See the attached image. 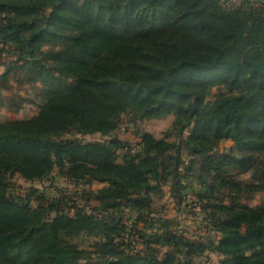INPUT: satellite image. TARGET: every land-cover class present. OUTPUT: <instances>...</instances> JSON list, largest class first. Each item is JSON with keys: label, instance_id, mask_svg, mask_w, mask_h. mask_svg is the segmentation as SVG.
<instances>
[{"label": "trees", "instance_id": "trees-1", "mask_svg": "<svg viewBox=\"0 0 264 264\" xmlns=\"http://www.w3.org/2000/svg\"><path fill=\"white\" fill-rule=\"evenodd\" d=\"M0 45L3 77L43 95L35 116L0 120V264H264V201H244L264 193V0H0ZM123 114L174 118L163 137L137 131L135 152ZM54 170L87 204L12 189ZM192 180L207 241L156 216L154 197L182 204Z\"/></svg>", "mask_w": 264, "mask_h": 264}, {"label": "rangeland", "instance_id": "rangeland-1", "mask_svg": "<svg viewBox=\"0 0 264 264\" xmlns=\"http://www.w3.org/2000/svg\"><path fill=\"white\" fill-rule=\"evenodd\" d=\"M227 4L238 3L240 0H224ZM1 47V45H0ZM1 50V49H0ZM12 50H2L0 53V120H15L35 116L42 102V86L40 84H29L23 79L20 71H12L6 77H3L6 66L14 59L11 57ZM217 89L213 88L208 96V100L214 99ZM174 116L168 115L163 118L136 119L132 120L131 115L123 114L116 135L131 146L133 151L139 150L137 131L152 133L155 137L160 138L171 127ZM85 141H96L104 139L99 134H91L80 136ZM171 136L170 139H172ZM219 149H229L233 146L231 140H222ZM250 173H241L238 178L247 179ZM188 178V177H186ZM190 180V179H189ZM15 191L25 194L29 187H36L40 191H44L51 196H59L61 194L73 198L75 204L81 206L87 204L86 190L89 186L74 182L65 177L60 176L54 170L47 178L40 181L27 182L20 176L15 175L12 179ZM102 184L93 183L92 188L101 187ZM66 190L62 193L60 191ZM204 190V186L199 181H190V186L184 191L182 204H177L169 195L168 187H164L161 194L153 199L156 210H161L158 215L161 219H167L172 224L173 229L183 231L187 236L202 238L205 241L210 237H214V232L206 226L203 210L199 202H197V194ZM48 195V196H49ZM249 205H256L264 201V193H257L253 198L244 200ZM93 204V201H89ZM36 204V201H33ZM70 211V210H69ZM73 213V211H70ZM124 216H131L128 212ZM131 217V222L133 220ZM142 226V223L138 224ZM81 238V242H85ZM86 243V242H85ZM219 256L214 252H205L200 256H196L194 261L197 264H213L218 262Z\"/></svg>", "mask_w": 264, "mask_h": 264}]
</instances>
